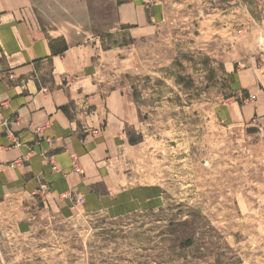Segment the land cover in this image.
I'll return each instance as SVG.
<instances>
[{"label":"rangeland","instance_id":"1","mask_svg":"<svg viewBox=\"0 0 264 264\" xmlns=\"http://www.w3.org/2000/svg\"><path fill=\"white\" fill-rule=\"evenodd\" d=\"M25 17L93 49L107 122L83 192L0 191V264H264V0Z\"/></svg>","mask_w":264,"mask_h":264},{"label":"crops","instance_id":"2","mask_svg":"<svg viewBox=\"0 0 264 264\" xmlns=\"http://www.w3.org/2000/svg\"><path fill=\"white\" fill-rule=\"evenodd\" d=\"M32 7L33 0H0V191L83 192L107 122L92 79L93 49L26 18Z\"/></svg>","mask_w":264,"mask_h":264},{"label":"built area","instance_id":"3","mask_svg":"<svg viewBox=\"0 0 264 264\" xmlns=\"http://www.w3.org/2000/svg\"><path fill=\"white\" fill-rule=\"evenodd\" d=\"M44 132V127H39L38 130H37V134H42ZM53 165V168L56 170L57 169V165L55 163H52ZM73 168H74V171L77 172V173H81L82 172V169L80 167V165L78 164V161L75 159L74 160V163H73Z\"/></svg>","mask_w":264,"mask_h":264},{"label":"trees","instance_id":"4","mask_svg":"<svg viewBox=\"0 0 264 264\" xmlns=\"http://www.w3.org/2000/svg\"><path fill=\"white\" fill-rule=\"evenodd\" d=\"M65 48H67V45H65L63 49L66 50ZM57 52L59 53V52H61V51H57Z\"/></svg>","mask_w":264,"mask_h":264}]
</instances>
